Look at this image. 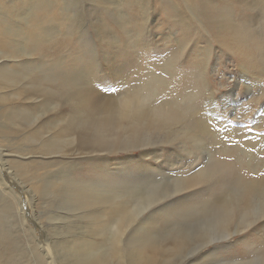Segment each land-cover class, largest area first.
Returning <instances> with one entry per match:
<instances>
[{
	"label": "rangeland",
	"instance_id": "obj_1",
	"mask_svg": "<svg viewBox=\"0 0 264 264\" xmlns=\"http://www.w3.org/2000/svg\"><path fill=\"white\" fill-rule=\"evenodd\" d=\"M262 37L264 0H0V264H207L232 191L264 264Z\"/></svg>",
	"mask_w": 264,
	"mask_h": 264
},
{
	"label": "snow or ice",
	"instance_id": "obj_2",
	"mask_svg": "<svg viewBox=\"0 0 264 264\" xmlns=\"http://www.w3.org/2000/svg\"><path fill=\"white\" fill-rule=\"evenodd\" d=\"M262 40H264V37H262ZM125 42L130 48L136 49L140 41L139 38L130 37L126 39ZM261 69L264 70V45H262L261 48ZM156 75L160 74L157 73ZM249 151H251V149H249ZM261 175H264V173H261ZM174 192L175 190H173V193ZM157 211H163V209H157ZM211 243L214 246L212 250L206 254L208 257L207 264H231L235 258L242 257L254 247L251 233H249V235L241 234L238 237H234L228 233H221L216 235ZM262 244H264V242H262ZM219 253H225V255H219Z\"/></svg>",
	"mask_w": 264,
	"mask_h": 264
},
{
	"label": "bare ground",
	"instance_id": "obj_3",
	"mask_svg": "<svg viewBox=\"0 0 264 264\" xmlns=\"http://www.w3.org/2000/svg\"><path fill=\"white\" fill-rule=\"evenodd\" d=\"M168 115L171 116V117H174L175 113H168ZM135 117H136V121H142L144 118H146V113L144 111H141V110L140 111H136L135 112ZM192 179L193 178H191L190 181ZM257 188L260 189V187H257ZM263 191H264V188H263ZM254 192H255V196H256V193H257L256 188H254ZM240 195H241V193H240ZM233 196H234V192L232 191L230 193V195L226 198L228 202L221 200L217 210L215 208H213L210 211V213H209V209H205L204 210V212H206L207 214L209 213L207 215V219H208L207 226L212 228V231H213L214 234H215V232H219V231L222 232V233H228L230 235L233 233L229 229L230 221L232 220V218H233V216H234V214L236 213L237 210H242L241 207L243 205L241 203L244 201V199L240 198L241 200H238V201L236 200L237 202H235V201H233ZM231 200H232V202H231ZM248 201L252 205L251 200H248ZM260 207H261V204L259 205V208ZM214 228H216V229H214ZM214 237L215 236L212 235V237H210V238L212 239ZM147 247H148V245H145V248H147Z\"/></svg>",
	"mask_w": 264,
	"mask_h": 264
}]
</instances>
